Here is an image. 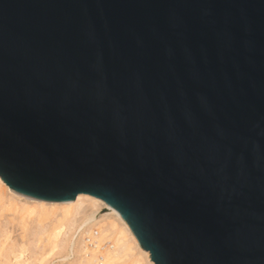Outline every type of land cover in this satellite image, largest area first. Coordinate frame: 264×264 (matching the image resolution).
<instances>
[{
  "label": "water",
  "instance_id": "water-1",
  "mask_svg": "<svg viewBox=\"0 0 264 264\" xmlns=\"http://www.w3.org/2000/svg\"><path fill=\"white\" fill-rule=\"evenodd\" d=\"M0 178L154 264H264V0H0Z\"/></svg>",
  "mask_w": 264,
  "mask_h": 264
},
{
  "label": "bare ground",
  "instance_id": "bare-ground-1",
  "mask_svg": "<svg viewBox=\"0 0 264 264\" xmlns=\"http://www.w3.org/2000/svg\"><path fill=\"white\" fill-rule=\"evenodd\" d=\"M3 218L18 219L21 224L51 218L49 228L32 231L34 241L44 242L46 249L42 260L36 258L38 253H33L34 264H54L52 255L62 250L60 258L66 264H154L120 214L90 195L79 194L69 202H45L18 194L0 178V220ZM3 226H0V264H33L28 245L21 238L20 242H13L14 231ZM41 234L44 239L39 238ZM18 235L21 237V233ZM87 236L95 242L91 247L85 241Z\"/></svg>",
  "mask_w": 264,
  "mask_h": 264
},
{
  "label": "rangeland",
  "instance_id": "rangeland-1",
  "mask_svg": "<svg viewBox=\"0 0 264 264\" xmlns=\"http://www.w3.org/2000/svg\"><path fill=\"white\" fill-rule=\"evenodd\" d=\"M9 219L11 220V222L9 221ZM9 219H5V218H3V220L1 219L0 220V223H1L0 226H2V224H3L4 225L3 227H8V228L10 227V229L14 231L12 234L13 242H17V241H19V238H21V241L25 242L28 245V248L30 249L29 254L31 255V258L29 260L31 262H33V264L36 263V258L37 259L41 258V260L44 259L45 254H46V249L44 247L45 243L44 242H38V241L35 242L34 241L35 237L32 235V231L33 230L34 231L40 230L42 227L43 228H49L50 223H51V218L45 219L41 223H39L38 221L28 220V221H25V224H21L18 219H16L15 221H13L11 218H9ZM3 221L4 222L7 221V222L4 223ZM7 223H8V225H7ZM19 233H21V237H19V235H18ZM40 237L44 239L45 235L41 234L39 236V238ZM62 238L67 239V236H63ZM35 252L38 253V256L36 258L33 256V253H35ZM61 252L60 251L55 252V254L52 255L51 261L54 262V264H66V263L62 262V260L60 258V256L63 254V252L62 253ZM46 260L47 259H45L43 262L45 263ZM47 264H50V262H48Z\"/></svg>",
  "mask_w": 264,
  "mask_h": 264
},
{
  "label": "built area",
  "instance_id": "built-area-1",
  "mask_svg": "<svg viewBox=\"0 0 264 264\" xmlns=\"http://www.w3.org/2000/svg\"><path fill=\"white\" fill-rule=\"evenodd\" d=\"M85 241H86L87 245L90 246V247H91V245H93L95 243L94 240L91 239V237H89V236H87L85 238Z\"/></svg>",
  "mask_w": 264,
  "mask_h": 264
}]
</instances>
